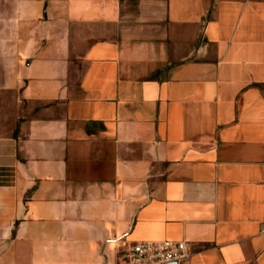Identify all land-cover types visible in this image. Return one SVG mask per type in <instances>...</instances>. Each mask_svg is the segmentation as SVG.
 I'll return each instance as SVG.
<instances>
[{
    "label": "crops",
    "instance_id": "crops-1",
    "mask_svg": "<svg viewBox=\"0 0 264 264\" xmlns=\"http://www.w3.org/2000/svg\"><path fill=\"white\" fill-rule=\"evenodd\" d=\"M264 264V0H0V264Z\"/></svg>",
    "mask_w": 264,
    "mask_h": 264
},
{
    "label": "built area",
    "instance_id": "built-area-1",
    "mask_svg": "<svg viewBox=\"0 0 264 264\" xmlns=\"http://www.w3.org/2000/svg\"><path fill=\"white\" fill-rule=\"evenodd\" d=\"M120 264H180L190 257L184 242L123 243L117 251Z\"/></svg>",
    "mask_w": 264,
    "mask_h": 264
}]
</instances>
